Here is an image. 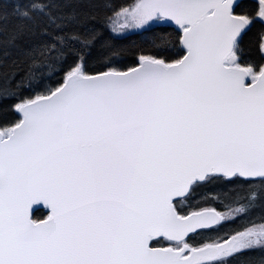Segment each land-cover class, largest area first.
<instances>
[{
    "label": "snow or ice",
    "instance_id": "1",
    "mask_svg": "<svg viewBox=\"0 0 264 264\" xmlns=\"http://www.w3.org/2000/svg\"><path fill=\"white\" fill-rule=\"evenodd\" d=\"M0 264H264V0H0Z\"/></svg>",
    "mask_w": 264,
    "mask_h": 264
},
{
    "label": "trees",
    "instance_id": "2",
    "mask_svg": "<svg viewBox=\"0 0 264 264\" xmlns=\"http://www.w3.org/2000/svg\"><path fill=\"white\" fill-rule=\"evenodd\" d=\"M165 31H167V30H170V29H164Z\"/></svg>",
    "mask_w": 264,
    "mask_h": 264
}]
</instances>
